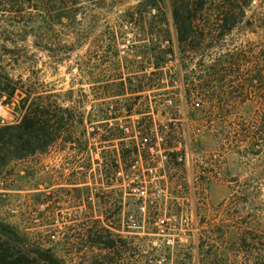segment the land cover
Listing matches in <instances>:
<instances>
[{"label": "rangeland", "instance_id": "rangeland-1", "mask_svg": "<svg viewBox=\"0 0 264 264\" xmlns=\"http://www.w3.org/2000/svg\"><path fill=\"white\" fill-rule=\"evenodd\" d=\"M83 1L75 38L50 22L40 24L32 0H0V126L18 125L34 100L47 98L46 105L70 116L62 137L72 139L0 168V225L15 233L11 244L35 258L49 250L65 264L88 257L95 264H130L132 249L136 260L154 258L155 264H264V149L244 156L237 147L239 126L244 116L252 121L254 113L223 117L209 103L185 96L182 77L195 70L193 57L185 60L181 73L174 63L161 68L163 55L143 48L131 53L126 44L113 53L115 60H132L152 79L164 73L168 81L173 75L172 81L163 82L162 90L156 86L140 94L103 95L106 84L113 90L119 81L113 77L105 83L101 71L120 72L104 64L112 54L105 53L103 42L124 27L121 21L130 13L146 12L151 0ZM152 1L161 8L169 4ZM149 19L135 16L131 23L136 30L127 25V37L145 31ZM170 35L175 47L172 28ZM165 90L174 94L162 95ZM109 105L118 113L116 119L108 116V123L127 132L123 139L100 143L99 136L84 131L110 111ZM176 133H189L184 160L167 165L153 150L156 168L147 172L140 137L156 135L160 144L161 136ZM122 151L131 153L123 159ZM130 162L163 187L162 197L141 209L123 192L124 183L104 176L107 164L120 171L116 178H123ZM53 229L58 233L48 238L46 231ZM91 233L124 246L108 250ZM91 241L95 244L89 250Z\"/></svg>", "mask_w": 264, "mask_h": 264}, {"label": "trees", "instance_id": "trees-1", "mask_svg": "<svg viewBox=\"0 0 264 264\" xmlns=\"http://www.w3.org/2000/svg\"><path fill=\"white\" fill-rule=\"evenodd\" d=\"M95 2H115L116 0H88ZM169 0L167 8L155 5V1H147V11H134L130 17H125L111 38L106 39L103 44L106 54L111 57H104V64H110L113 71H120L118 75L109 74V70H102L101 77L105 83L112 82L116 77L119 84L115 89L106 84L103 87V95L112 98L126 94H140L150 91L156 86L164 89L165 82H171L173 75L168 77L160 73L157 78L146 74L143 67L135 64L129 59L116 60L113 53H118L119 45L126 44L127 50L136 53L138 48L145 52L158 53L164 57L160 60V67H167L171 63L184 72L185 60L190 56L195 59V70L191 75L184 72L182 77L184 95L193 96L199 102L209 103L210 109L223 117L233 113L241 112L254 113L252 121L249 115L244 116L240 124L237 137V147L244 156L259 155L264 149V0ZM83 0H32L35 18L40 24L46 22L66 32V36H76V16L82 9ZM18 7H24L19 3ZM166 8V9H165ZM150 17L149 25L145 31L133 32L129 39L127 25L130 30H136L131 23L137 15ZM168 16L171 25L168 22ZM51 20V21H50ZM135 21V20H134ZM130 24H132L130 26ZM174 31L175 44L171 39L170 29ZM53 30V28H51ZM51 30V31H52ZM42 39V37H39ZM45 43L44 46H46ZM45 48V47H44ZM187 54V57H185ZM208 59L206 64L204 61ZM125 67V75L121 70ZM123 71V70H122ZM93 83L94 75H89ZM164 82V84H163ZM166 85V84H165ZM71 92V91H69ZM13 90L7 95L12 97ZM162 95L174 94L173 91H162ZM109 98V97H108ZM47 98H37L31 107L25 111L21 122L15 126H0V168L16 160H23L36 153H43L58 140H66L69 137H62V132L69 126L70 116L61 114L62 110L55 105L45 102ZM118 113L114 110V116ZM111 112L103 113L98 121H90L85 128V134L99 136L100 143H110L117 139H123L124 134L116 127L109 124ZM108 116L110 119H108ZM95 124L97 126L95 127ZM90 130V133H87ZM102 134L98 135L97 132ZM96 132V133H95ZM142 138H147L142 135ZM88 142V139L86 140ZM85 144H88V143ZM81 144V143H80ZM128 148V147H127ZM122 151V158L125 153ZM129 150V149H127ZM171 163L177 156L170 155ZM131 163V162H130ZM130 166V165H129ZM128 166V167H129ZM103 165L104 176L112 180L117 167ZM110 176V178H109ZM119 185V184H118ZM70 219V217L68 218ZM71 220V219H70ZM67 230V229H66ZM58 233L57 229L46 231L45 235L52 238ZM12 230L0 225V264H65L52 252L47 250L41 257H30L21 248L14 247L10 238L14 237ZM96 237L108 250H115L119 242L103 235L90 234V238ZM4 238V239H2ZM109 238V239H108ZM95 241H91L87 249H92ZM130 264H155L154 258L138 261L134 257V250L130 251ZM94 257L79 259L77 264H95Z\"/></svg>", "mask_w": 264, "mask_h": 264}, {"label": "built area", "instance_id": "built-area-1", "mask_svg": "<svg viewBox=\"0 0 264 264\" xmlns=\"http://www.w3.org/2000/svg\"><path fill=\"white\" fill-rule=\"evenodd\" d=\"M123 54V53H122ZM110 108L109 112L113 113V108L111 105L108 106ZM0 125H4L3 121H0ZM118 129L125 135L127 129L124 127H118ZM189 133H176L172 137H160L161 143H157L158 137L154 135L152 139L142 138L141 140L144 142L141 144V150L146 154L145 163L147 164V172L148 170L155 169V160L158 156L153 155V150H157L159 157L163 156L165 163L168 165L171 163V154H175L177 156L174 162H182L184 160V150L187 145L186 140H189ZM148 140V141H147ZM147 141V142H146ZM183 147V149L178 150V148ZM162 150V151H161ZM137 152H139V148H137ZM163 152V153H162ZM160 153H162L160 155ZM138 154V153H137ZM140 158V156L138 157ZM134 164L130 163V166L125 171L123 178H116L117 174L120 172L119 170L113 176L114 179L120 180L121 186L125 184L123 189L124 193H127L135 202L137 207L141 209L142 207L149 206L152 202L159 200L162 197L163 187L161 185V181L150 176V174L145 175L139 170H134ZM124 183V184H122Z\"/></svg>", "mask_w": 264, "mask_h": 264}]
</instances>
